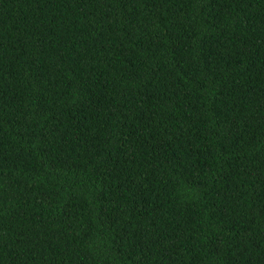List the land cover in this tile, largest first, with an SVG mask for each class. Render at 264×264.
Here are the masks:
<instances>
[{
    "label": "trees",
    "instance_id": "trees-1",
    "mask_svg": "<svg viewBox=\"0 0 264 264\" xmlns=\"http://www.w3.org/2000/svg\"><path fill=\"white\" fill-rule=\"evenodd\" d=\"M0 264H264V0H0Z\"/></svg>",
    "mask_w": 264,
    "mask_h": 264
}]
</instances>
